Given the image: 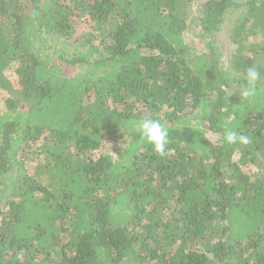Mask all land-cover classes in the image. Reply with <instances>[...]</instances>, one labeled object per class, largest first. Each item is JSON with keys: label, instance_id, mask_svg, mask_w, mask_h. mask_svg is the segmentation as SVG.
I'll use <instances>...</instances> for the list:
<instances>
[{"label": "trees", "instance_id": "obj_1", "mask_svg": "<svg viewBox=\"0 0 264 264\" xmlns=\"http://www.w3.org/2000/svg\"><path fill=\"white\" fill-rule=\"evenodd\" d=\"M0 89V264H264V0H0Z\"/></svg>", "mask_w": 264, "mask_h": 264}, {"label": "clouds", "instance_id": "obj_2", "mask_svg": "<svg viewBox=\"0 0 264 264\" xmlns=\"http://www.w3.org/2000/svg\"><path fill=\"white\" fill-rule=\"evenodd\" d=\"M260 79V73L255 67H249L247 69L244 76V89L241 92L244 99L255 95ZM136 129L139 132L140 138L148 144H151L156 153L161 155L165 153L166 146L169 142V132L161 121L152 118L142 119L137 122ZM224 135L225 140L229 144L239 142L240 144L247 145L249 143L247 136L239 134L232 129H226Z\"/></svg>", "mask_w": 264, "mask_h": 264}, {"label": "rangeland", "instance_id": "obj_3", "mask_svg": "<svg viewBox=\"0 0 264 264\" xmlns=\"http://www.w3.org/2000/svg\"><path fill=\"white\" fill-rule=\"evenodd\" d=\"M86 26L84 25L82 28L80 27V30L83 31H88V28H86ZM85 29V30H84ZM223 39H221L219 37L220 40V52L224 53L226 56L231 54V50L233 49L234 45H232L231 43L228 42V40H226L228 38L227 34H222ZM188 38L189 40L193 41V45L199 47V51L201 50V45H198V41L197 39H195V37L193 35H191V33L188 34ZM194 38V39H193ZM232 46V47H231ZM6 76L9 77L10 80H12L15 84V87H18V85H16V77L13 73V70L10 68L6 71ZM8 96V93L4 90L0 89V107L4 106V99H6V97ZM96 156H98V151L96 152ZM36 162H32L29 165H35Z\"/></svg>", "mask_w": 264, "mask_h": 264}]
</instances>
